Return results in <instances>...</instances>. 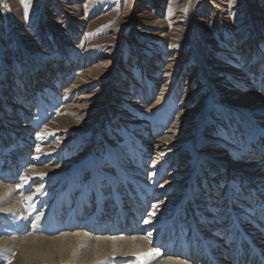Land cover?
Listing matches in <instances>:
<instances>
[{
	"label": "rangeland",
	"instance_id": "obj_1",
	"mask_svg": "<svg viewBox=\"0 0 264 264\" xmlns=\"http://www.w3.org/2000/svg\"><path fill=\"white\" fill-rule=\"evenodd\" d=\"M24 13L22 0H0V178L10 170L0 189L8 184L17 194L1 197L4 221L10 205L15 214V203L30 211L35 201V221L57 208L62 219L90 215L92 193L85 199L79 193L90 176L88 162L102 151L113 154L106 171L115 181L117 157L136 165L132 147L141 150L147 141L157 156L182 146L153 187L180 163H189L183 171H195L196 184L209 167L222 173L217 179L230 180V164L218 154L224 150L240 148V158L231 160L237 165L262 155L245 150L264 148L263 114L253 113L264 103V0H29L27 19ZM197 129L198 150L209 157L199 166L195 150L185 149ZM20 189L28 198L17 201ZM194 189L189 184L191 195ZM110 195L117 211L113 188ZM164 198H149L144 217L152 201ZM2 226L0 236H9ZM30 227L43 235L34 222ZM18 236L0 242V251Z\"/></svg>",
	"mask_w": 264,
	"mask_h": 264
},
{
	"label": "bare ground",
	"instance_id": "obj_2",
	"mask_svg": "<svg viewBox=\"0 0 264 264\" xmlns=\"http://www.w3.org/2000/svg\"><path fill=\"white\" fill-rule=\"evenodd\" d=\"M202 51V49H199V62L204 63L205 54H203ZM206 73L208 72H205V74ZM34 74H36L35 70ZM45 77H47V75ZM260 103L262 105L259 106L257 110L256 108L253 109V113H255L256 115L258 114L259 116L260 114H263V119L260 120L264 121V103L263 101ZM239 123L242 124V122ZM260 129L264 131V125H262V128L260 127ZM182 135H185V133H183ZM194 135L195 137L192 139V144L190 146L186 145L185 149L189 151H193V149L195 150L194 152L196 153V155H199L195 156L196 159H198V164L196 163V165L199 166L204 161L203 159L207 160L209 157L207 153L198 150V147L201 146L203 142L198 129L196 134ZM163 140L164 139H162L161 141ZM145 143L146 144L142 147L140 146L141 150H136V147H132L135 151L136 161L134 163L136 165L130 164L129 159L125 160L122 157H117L118 165L115 166L114 173L118 174L119 180L114 181L110 177L113 181L112 188L115 191L116 197L114 208L117 209V211H112L111 195L114 193H112L109 197L104 196L103 198H98L95 193H92V196L95 200V209L90 215L85 216L84 212L80 213L79 211L77 212V215L72 213H70L69 215L68 213L69 216L65 219L61 218V216L59 215V213L61 212L58 213L59 208H57L54 209L57 210V213L53 210L52 212H50L47 219H45V216L43 220L42 216L39 215L37 220L35 221L36 218L33 211L36 212V210L38 209L34 210L33 208L36 205H34L36 201L33 203L32 206L34 207L31 208L32 210L30 211L21 207V204L15 203V214L12 213V205H10L8 209L10 208L11 213L9 214L7 221H4L5 219L3 220L0 218V230L2 229L1 227H3L2 225H6L7 228H10L11 234L7 236V233H9L8 231L6 233L7 235H5L7 237H5L4 235V237L0 236V242L4 241L6 243L9 241V237H16L18 236L17 234H19V236L15 241L12 240V242H9L6 248L3 247L5 248L3 249V251H0V264H5V262L7 264L8 260H11L12 264H141L139 254L147 252H152L153 255L151 257H143V264H204L202 262H204L206 258L205 255H201V253L203 252L207 253V257L210 258V260L215 259L216 256L220 255L219 260L208 264H234L232 253L229 251H225L224 246L220 242H215L213 248L205 250L203 245L197 244L193 234L189 232L188 228L184 224L183 217L185 212H183V210L189 209V199L191 198V193L188 190V186L191 183L196 186V181L193 182L195 180V171H183V166L189 163H180V165L177 167L179 170H174L172 172L169 171L168 175L165 177L166 179L161 183L162 186H152L155 178L157 176L161 177L160 174L163 173V171L167 168L166 165L170 161V158L176 156L177 154L179 155L181 151H184V148L182 146L178 148H172V146H170L166 150H164H170L169 152H171V154L169 157H167V153H163L164 151L160 152L159 154L157 153L158 155L155 156L153 155L151 150L147 149L153 147H151V143L147 141ZM226 148L229 149L232 147L226 145ZM157 149L158 151H160L159 147H157ZM245 151L247 152L246 155L249 154L250 156V154H252L251 157L257 156L258 153L262 155L257 157L256 159L251 158L245 163L237 165L236 160H231L233 159V156L237 157L241 155L239 147L232 153L226 150H224L225 153L223 151L218 153L219 155L224 154L223 157L225 161L230 164V169L226 171V175L228 176V178H230V180L233 178L245 180L249 182L253 187L257 185H264V148H258L253 145L248 146L247 144V149ZM187 157L189 161V156L187 155ZM239 158L240 157H237V159ZM137 166H139L141 169L139 170ZM125 170H128V172H125ZM9 172L10 170L7 171L5 177ZM5 177L0 178V182L9 184V180H4ZM32 177L34 178V176ZM22 180L24 179H21V181ZM24 183H26V181ZM8 184L4 185V189H0V191L2 192L0 193V206L1 197L4 198L5 195L16 193H14V191L12 190L10 191V188L13 187H9ZM124 185L129 187L131 191L124 190ZM40 187L42 186L40 185ZM132 189H134L133 193ZM142 189H148V191H142ZM22 190L23 189H20L19 192L23 194V191L25 192L27 188L23 191ZM72 190H77L76 186L70 187V194H73L71 193ZM34 193L32 192V194ZM65 194L67 193L65 192ZM20 195L17 201L28 196L26 193L25 195L27 196H25L24 194L21 196ZM79 195L82 199L86 198L87 194H85L84 187L82 188V191L79 193ZM162 196H165V198L162 200L158 199L151 202V211L148 213L147 217H144L146 210H148L149 198H158ZM122 197L127 198L124 201L119 200ZM11 199L13 204L15 202H13L15 198ZM45 201L47 202V200ZM65 202L68 203V201ZM69 204L71 203L69 202ZM78 204L81 207L80 203ZM106 204L107 206L104 207V205ZM37 206L38 205H36V207ZM30 207L28 209H30ZM39 207H41V205H39ZM105 208H110L113 216L112 218H108ZM73 209H75V207ZM0 212H2L1 209ZM152 213H155V215H152ZM13 214L15 216L12 217ZM117 214V224L114 225L113 218ZM141 217L144 222L139 223ZM116 219L117 218H114V221ZM145 220H149L150 223H145ZM180 221H183L182 224L179 223ZM33 222L35 223V226L41 230L40 234H43L49 238L43 237V235L40 236L39 234H36L35 230L33 231V229L30 227L31 223L33 224ZM107 222H111V224L106 225ZM255 227L256 226H254L253 224L245 223L241 226V230L244 229L248 233L250 228ZM261 227L262 229L260 228L259 230L264 233V226ZM7 228L5 227L6 231L9 230ZM2 231H4V229ZM206 237L207 234H205V236H203L202 238ZM258 237L260 238V241H262L261 243H264V236H261V234L252 238L253 240H258ZM205 242L207 243L209 241L205 239ZM0 247H2V245H0ZM227 252L230 253V255H227ZM245 254L250 255V250L247 246ZM249 264L255 263L253 261H249Z\"/></svg>",
	"mask_w": 264,
	"mask_h": 264
},
{
	"label": "snow or ice",
	"instance_id": "obj_3",
	"mask_svg": "<svg viewBox=\"0 0 264 264\" xmlns=\"http://www.w3.org/2000/svg\"><path fill=\"white\" fill-rule=\"evenodd\" d=\"M28 2L29 0H22L26 19ZM229 2L235 3L236 0ZM113 162V154L107 151H102L99 156L88 162L90 176L84 184L85 194L95 193L98 198H103L109 193L113 181L106 170ZM220 176L222 173L219 170L210 167L205 170L203 180L197 182L189 199L190 216L186 209L184 224L193 234L197 244L203 245L205 250L213 248L214 243L218 241L224 246L225 251L232 253L235 258L234 264H249V261L254 262V256L245 254L246 241L241 226L245 223L264 226V185L253 187L249 182L239 178L217 179ZM24 179L27 181V177ZM145 223L150 221L145 220ZM205 233L207 237L202 238ZM205 239L209 242L206 243ZM152 255V252L139 254L141 264L143 257ZM7 264H12V261L8 260ZM261 264H264V260Z\"/></svg>",
	"mask_w": 264,
	"mask_h": 264
}]
</instances>
